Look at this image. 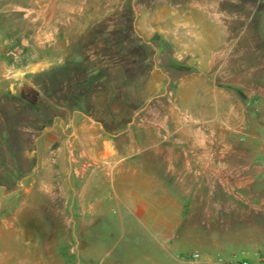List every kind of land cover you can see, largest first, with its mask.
Here are the masks:
<instances>
[{
    "label": "rangeland",
    "instance_id": "rangeland-1",
    "mask_svg": "<svg viewBox=\"0 0 264 264\" xmlns=\"http://www.w3.org/2000/svg\"><path fill=\"white\" fill-rule=\"evenodd\" d=\"M196 1L0 0V225L56 205L65 264H264V12ZM82 124L125 157L96 190Z\"/></svg>",
    "mask_w": 264,
    "mask_h": 264
},
{
    "label": "crops",
    "instance_id": "crops-1",
    "mask_svg": "<svg viewBox=\"0 0 264 264\" xmlns=\"http://www.w3.org/2000/svg\"><path fill=\"white\" fill-rule=\"evenodd\" d=\"M196 2L203 7L206 19L229 17L228 8L224 6L228 0H197ZM230 2H232L230 4H233V2L235 5L239 4L238 0H230ZM246 4L251 18H257L264 12L261 0H249ZM29 46L28 43L26 47ZM4 65L5 61L0 59V68L2 69ZM30 66L28 65V67ZM4 81L1 80L0 83ZM83 128H87V131L90 130L91 134L87 136L86 142L80 141L78 137L79 145L76 146V150H82L76 155L73 154L72 160L76 163L84 162L97 165L99 170H105L102 176L93 177L89 181L90 187L96 190L100 183L105 184L107 182V179H104L103 176L105 177V174L109 173L111 168L109 166L120 164L125 157H122L118 145L110 139L102 138V135L98 134L93 125L82 124L75 129L76 133L82 132ZM151 147L156 148L157 155L155 159L158 160V141H155ZM111 180H113L112 177ZM3 190L5 189L0 188V192H3L2 195H6ZM48 206L50 208L48 211L52 213V219L47 222V227L50 228L47 236L26 235V232L21 230L23 226L19 225L16 220L2 222V225H0V264H65L61 229L64 225L56 217L61 210L56 205ZM91 208L94 209V207ZM72 254L73 250L70 252V256ZM74 264H78L77 255Z\"/></svg>",
    "mask_w": 264,
    "mask_h": 264
},
{
    "label": "built area",
    "instance_id": "built-area-1",
    "mask_svg": "<svg viewBox=\"0 0 264 264\" xmlns=\"http://www.w3.org/2000/svg\"><path fill=\"white\" fill-rule=\"evenodd\" d=\"M262 3L264 5V0H262ZM7 54L9 56H11L13 59H17V57H18V53L15 50H13V49H9L7 51ZM6 78L10 79V80H13V81H11V83H13L12 85H14L20 79L19 76L15 77V74L12 71H9V73H7V75L6 74L5 75H1L0 74V81L1 80H5ZM194 257L197 259V258L200 257V255L199 254H195ZM235 264H251V263L248 260H240V261H237Z\"/></svg>",
    "mask_w": 264,
    "mask_h": 264
}]
</instances>
